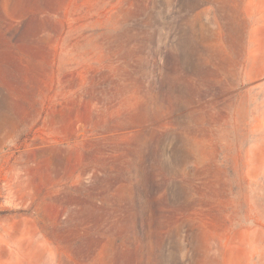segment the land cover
I'll list each match as a JSON object with an SVG mask.
<instances>
[{"label": "rangeland", "instance_id": "374dc122", "mask_svg": "<svg viewBox=\"0 0 264 264\" xmlns=\"http://www.w3.org/2000/svg\"><path fill=\"white\" fill-rule=\"evenodd\" d=\"M0 264H264V0H0Z\"/></svg>", "mask_w": 264, "mask_h": 264}]
</instances>
